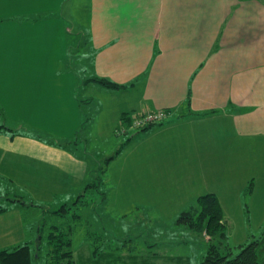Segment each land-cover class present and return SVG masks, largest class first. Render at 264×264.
Masks as SVG:
<instances>
[{
  "label": "crops",
  "instance_id": "0c3cea01",
  "mask_svg": "<svg viewBox=\"0 0 264 264\" xmlns=\"http://www.w3.org/2000/svg\"><path fill=\"white\" fill-rule=\"evenodd\" d=\"M162 110L164 124L119 147L143 180L135 201L173 219L214 194L230 237L248 239L243 206L255 232L264 224V0H0V113H15L0 118V182L84 190L98 158L87 127L112 137L123 113ZM112 187L129 206L130 184ZM20 212L0 213V249L28 235Z\"/></svg>",
  "mask_w": 264,
  "mask_h": 264
},
{
  "label": "rangeland",
  "instance_id": "374dc122",
  "mask_svg": "<svg viewBox=\"0 0 264 264\" xmlns=\"http://www.w3.org/2000/svg\"><path fill=\"white\" fill-rule=\"evenodd\" d=\"M11 114L15 115L14 112L8 111L4 114L0 113V118L4 120L7 116V121H14ZM166 115L163 114L160 121H165L168 117ZM55 120H58V116ZM42 125L46 129L47 122L44 121ZM139 127L144 126H138L136 129ZM24 128L29 129L27 126ZM4 129H6L5 126ZM44 131L49 132V130ZM88 131L96 133L95 136L90 135L89 137L88 151L91 147H96L98 152V158L87 159L88 164L91 165L87 169L86 183L92 184L89 186L94 189L74 190L73 187L71 190H62L58 187L50 192V195L47 192L34 194L31 184H22L18 187L10 178H1L0 206H7L8 209L12 206L20 208L19 216L22 217L24 223L25 236L28 234L22 240L18 239L16 244L28 242L31 244L36 242L39 236L42 237L44 243L49 228L58 226L70 232L71 251L76 264H201L206 251L205 238L202 233L199 234L187 226L176 224L178 214L173 219H169L162 214L163 208L146 207L139 201H135L138 199L137 193L131 186L143 180L130 174V155H126L130 144L124 146L125 150L122 148V154L120 155L121 152L118 154L120 156L116 155L117 149L130 136L112 133L111 137L110 131L107 130L109 133L105 131L104 137H100L94 125L88 126ZM43 135L45 139L54 140V137L49 134ZM74 146V142L61 145L70 153L71 149L77 153L79 150ZM80 146L83 144L78 147ZM112 156L115 158L106 163L105 159ZM63 178L69 184L77 179L73 175H64ZM57 182V176H53L52 179L50 176V181L47 183L50 190L51 183L55 186ZM117 184H123V186L130 184V197L125 196L129 195L127 191L118 192L120 197L130 202V205L125 208L115 207L112 185ZM246 191L249 196L252 192L250 185L247 186ZM7 198L20 201L10 202ZM244 201L249 202V199H244ZM59 209H62L60 214ZM171 209L168 208L169 211ZM245 209L248 211V218ZM248 209L244 206L242 208V214L246 216V229L250 234L248 239L239 240L238 234L235 238H231L234 224L225 218L229 228L227 243L234 248V254L238 252L236 246L247 243L252 240L253 236H260L261 233L262 228L254 231L257 222L252 220L250 209ZM237 225L240 228V224ZM40 249L39 253H35L37 256L34 264H45L46 260L49 261L45 256L44 245Z\"/></svg>",
  "mask_w": 264,
  "mask_h": 264
},
{
  "label": "trees",
  "instance_id": "16d2710c",
  "mask_svg": "<svg viewBox=\"0 0 264 264\" xmlns=\"http://www.w3.org/2000/svg\"><path fill=\"white\" fill-rule=\"evenodd\" d=\"M94 81L111 88L120 87L106 79L94 78ZM158 112L167 114L164 110ZM147 114L149 112L123 113L120 116L119 125L116 127L115 133L125 135L129 129L135 131L137 128L134 126L135 119H141ZM164 122L163 120L148 122L143 125L144 127L136 129V132L148 130L153 126L162 125ZM3 129L4 126L0 125V132ZM120 130L122 131L120 132ZM120 152V149L117 150L116 155ZM114 158L115 156L106 158L105 162L107 163ZM89 185L92 184H86L85 191L94 189V187ZM7 200L10 202L20 201L14 198H7ZM244 207L248 208L247 205ZM62 209L58 210L59 214ZM7 210V206H0V213ZM245 211L248 218L247 209ZM176 224L187 226L190 230L204 235L206 251L201 264H264V226L261 229L260 236H253L252 240L247 243L236 246L235 248L238 249V252L234 254V248L227 243L229 228L219 201L214 194L202 195L194 203L180 211L176 218ZM42 245L46 249L45 256L49 259V261L46 260L45 264H76L71 251L72 240L70 232L68 229L65 230L58 226L49 228L44 243L42 242V237L39 236L36 242L31 244L28 242L0 249V264H34L37 256L35 253H39Z\"/></svg>",
  "mask_w": 264,
  "mask_h": 264
},
{
  "label": "built area",
  "instance_id": "2783aa9c",
  "mask_svg": "<svg viewBox=\"0 0 264 264\" xmlns=\"http://www.w3.org/2000/svg\"><path fill=\"white\" fill-rule=\"evenodd\" d=\"M162 117H163L162 112L149 113L141 119H135L134 126L138 127V126L144 125L148 122H153V121L156 122V121L161 120Z\"/></svg>",
  "mask_w": 264,
  "mask_h": 264
}]
</instances>
